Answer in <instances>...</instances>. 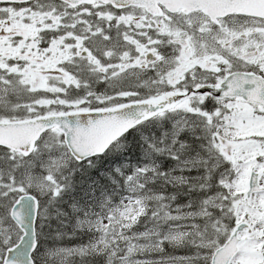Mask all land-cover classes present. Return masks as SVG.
<instances>
[{"label":"snow or ice","instance_id":"6c2138e0","mask_svg":"<svg viewBox=\"0 0 264 264\" xmlns=\"http://www.w3.org/2000/svg\"><path fill=\"white\" fill-rule=\"evenodd\" d=\"M0 264H264V0H0Z\"/></svg>","mask_w":264,"mask_h":264},{"label":"trees","instance_id":"16d2710c","mask_svg":"<svg viewBox=\"0 0 264 264\" xmlns=\"http://www.w3.org/2000/svg\"><path fill=\"white\" fill-rule=\"evenodd\" d=\"M69 245H71V243H69ZM69 245H68V246H69Z\"/></svg>","mask_w":264,"mask_h":264},{"label":"rangeland","instance_id":"374dc122","mask_svg":"<svg viewBox=\"0 0 264 264\" xmlns=\"http://www.w3.org/2000/svg\"><path fill=\"white\" fill-rule=\"evenodd\" d=\"M69 246H71V245H69Z\"/></svg>","mask_w":264,"mask_h":264}]
</instances>
